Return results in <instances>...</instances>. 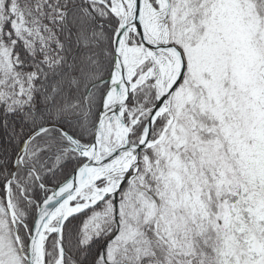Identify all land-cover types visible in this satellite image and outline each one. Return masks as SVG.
<instances>
[{
    "label": "snow or ice",
    "instance_id": "6c2138e0",
    "mask_svg": "<svg viewBox=\"0 0 264 264\" xmlns=\"http://www.w3.org/2000/svg\"><path fill=\"white\" fill-rule=\"evenodd\" d=\"M0 264H264V0H0Z\"/></svg>",
    "mask_w": 264,
    "mask_h": 264
}]
</instances>
